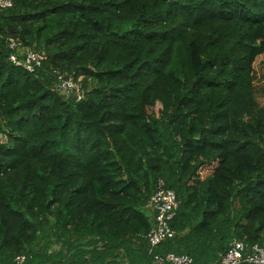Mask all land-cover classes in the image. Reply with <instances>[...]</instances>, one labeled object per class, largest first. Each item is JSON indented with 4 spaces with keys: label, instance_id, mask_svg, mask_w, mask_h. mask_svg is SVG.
Returning <instances> with one entry per match:
<instances>
[{
    "label": "trees",
    "instance_id": "16d2710c",
    "mask_svg": "<svg viewBox=\"0 0 264 264\" xmlns=\"http://www.w3.org/2000/svg\"><path fill=\"white\" fill-rule=\"evenodd\" d=\"M11 1L0 264H213L235 240L264 242V0ZM11 40L46 55L36 73L10 61ZM58 73L83 77L81 101ZM160 180L179 208L174 238L151 253Z\"/></svg>",
    "mask_w": 264,
    "mask_h": 264
},
{
    "label": "built area",
    "instance_id": "2783aa9c",
    "mask_svg": "<svg viewBox=\"0 0 264 264\" xmlns=\"http://www.w3.org/2000/svg\"><path fill=\"white\" fill-rule=\"evenodd\" d=\"M13 7L11 0H0V9ZM9 48L13 51L10 61L17 67L28 73L34 74L43 65L46 55L25 48L19 41L11 40ZM81 79H76L68 73H58L57 90L65 96L76 95L77 100L84 98ZM153 214L155 226L148 234L150 252H154L162 243L174 238L175 232L171 228V223L179 208V200L176 193L167 188L164 180L158 182L157 188L149 203L146 206ZM18 262H23L24 258H17ZM155 264H195L193 258L187 255H177L168 253L166 255L154 254ZM213 264H264V242L248 245L242 241L235 240L230 249L221 256L219 262Z\"/></svg>",
    "mask_w": 264,
    "mask_h": 264
},
{
    "label": "rangeland",
    "instance_id": "374dc122",
    "mask_svg": "<svg viewBox=\"0 0 264 264\" xmlns=\"http://www.w3.org/2000/svg\"><path fill=\"white\" fill-rule=\"evenodd\" d=\"M254 69L256 99L260 108H264V48L255 63ZM80 79L83 80V77H80Z\"/></svg>",
    "mask_w": 264,
    "mask_h": 264
}]
</instances>
